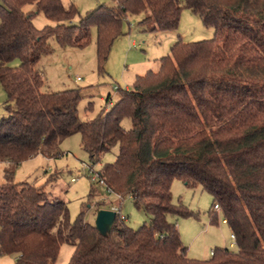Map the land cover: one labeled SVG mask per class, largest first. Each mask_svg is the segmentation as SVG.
Listing matches in <instances>:
<instances>
[{
    "label": "trees",
    "instance_id": "obj_1",
    "mask_svg": "<svg viewBox=\"0 0 264 264\" xmlns=\"http://www.w3.org/2000/svg\"><path fill=\"white\" fill-rule=\"evenodd\" d=\"M184 8L213 29L212 37L179 36L156 71L136 75L94 117L78 119L79 88L41 90L36 65L51 38L83 47L95 27L103 65L128 14L143 13V30L166 33L178 28ZM38 13L51 23L35 26ZM77 14L73 2L0 0V162L8 166L0 183V253L14 254L12 264H54L67 243L74 247L68 264H264V0H111L74 23ZM123 117L131 119L128 129ZM76 132L93 164L118 146L98 175L148 221L133 228L117 213L103 236L82 213L71 221L66 202L44 185L13 180L22 162L59 156L60 142ZM175 179L212 196L210 221L217 203L235 250L217 246L207 259L187 256L168 216L195 212L173 201Z\"/></svg>",
    "mask_w": 264,
    "mask_h": 264
},
{
    "label": "rangeland",
    "instance_id": "obj_2",
    "mask_svg": "<svg viewBox=\"0 0 264 264\" xmlns=\"http://www.w3.org/2000/svg\"><path fill=\"white\" fill-rule=\"evenodd\" d=\"M65 4L73 2L79 19L100 3L110 4L111 0H62ZM31 9L25 6V10ZM143 13L128 14L123 20L121 33L113 40L103 65L99 64L96 51V28H91L90 41L86 46H59L54 38L49 40L50 52L41 55L37 69L44 78L42 91H57L66 88H79L81 100L77 105L80 121L94 117L100 110L110 107L118 99V90L131 88L136 75L158 69V59L169 53L170 46L180 36L184 41H195L212 37L213 29L202 24L200 18L189 9L181 12L178 28L170 32H150L143 30L140 20ZM37 27L49 22L41 13L33 18ZM18 59L10 64L18 65ZM79 77V78H78ZM118 88V89H117ZM110 94V99L106 97ZM6 94L0 85V116L6 114L4 102ZM92 102V108L87 109ZM121 125L128 129L131 119L123 117ZM61 154L47 158L41 154L23 162L14 170V181H28L44 185L51 197L64 200L68 206L69 218L73 221L79 213L85 221L94 224L98 209L118 207L119 214L126 216V223L137 228L148 217L137 209L128 196L110 192L104 185L92 181L90 175L82 171L83 164L93 165L98 173L105 163L114 161L118 146L114 145L103 153L98 162L92 163L87 151L81 147L79 133L64 138L59 145ZM8 166L0 162V183L5 181L3 168ZM75 178V180H72ZM94 195L89 197L91 189ZM173 201L180 202L195 212V216L180 217L169 215L168 219L177 223L180 238L187 247V256L207 259L215 247L236 249L229 226L222 223V214L217 212L216 221L211 222L210 212L212 196L201 186L189 187L180 180L171 185ZM121 200V201H120ZM121 202V204H119ZM233 244L230 246V244ZM74 247L63 243L54 264H68ZM14 254H1L0 264H12Z\"/></svg>",
    "mask_w": 264,
    "mask_h": 264
},
{
    "label": "water",
    "instance_id": "obj_3",
    "mask_svg": "<svg viewBox=\"0 0 264 264\" xmlns=\"http://www.w3.org/2000/svg\"><path fill=\"white\" fill-rule=\"evenodd\" d=\"M116 218V212L112 209H98L94 221V227L103 236L107 235Z\"/></svg>",
    "mask_w": 264,
    "mask_h": 264
},
{
    "label": "built area",
    "instance_id": "obj_4",
    "mask_svg": "<svg viewBox=\"0 0 264 264\" xmlns=\"http://www.w3.org/2000/svg\"><path fill=\"white\" fill-rule=\"evenodd\" d=\"M82 171H83V173H85L86 175H90V179H91L92 181H97L99 184L104 185L103 180L100 178V176L98 175V173H96V172L94 171V169H93V165L83 164V166H82ZM72 180H75V178H72ZM107 190L110 191V192H112L111 189H107ZM117 196H118V198H121V196H120L119 194H117ZM111 209L114 210V211L116 212V214L119 213V209H118V207H114V206H113V207H111ZM213 210L216 212V214H217V212L220 211V207H219V205H218L217 203L214 204V206H213ZM120 216H121V217H124L123 215H120ZM222 222H225V219H224V218H222ZM231 236H232V238H233V240H234V235L231 234ZM212 252H213V251H211V254H212Z\"/></svg>",
    "mask_w": 264,
    "mask_h": 264
},
{
    "label": "crops",
    "instance_id": "obj_5",
    "mask_svg": "<svg viewBox=\"0 0 264 264\" xmlns=\"http://www.w3.org/2000/svg\"><path fill=\"white\" fill-rule=\"evenodd\" d=\"M78 78H79V77H78ZM41 155H42V154H41ZM34 157H35V156H34ZM45 157H46V156H45ZM32 158H33V157H32ZM30 159H31V158H30ZM28 160H29V159H28ZM28 160H26V161H28ZM24 162H25V161H24ZM22 163H23V162H22ZM22 163H21V164H22ZM183 184H184V183H183ZM184 185H185V184H184ZM222 223H223V222H222ZM225 224H226V223H225ZM229 230H230V229H229ZM230 232H231V231H230ZM231 245H233V244L231 243L230 246H231Z\"/></svg>",
    "mask_w": 264,
    "mask_h": 264
}]
</instances>
